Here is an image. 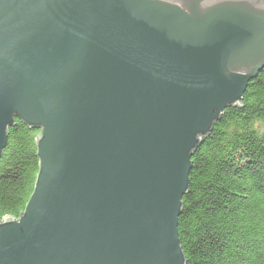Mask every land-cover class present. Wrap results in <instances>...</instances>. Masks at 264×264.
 I'll return each instance as SVG.
<instances>
[{"label": "water", "instance_id": "95a60500", "mask_svg": "<svg viewBox=\"0 0 264 264\" xmlns=\"http://www.w3.org/2000/svg\"><path fill=\"white\" fill-rule=\"evenodd\" d=\"M264 68V0H0V155L39 131L0 264H185L190 157Z\"/></svg>", "mask_w": 264, "mask_h": 264}, {"label": "trees", "instance_id": "16d2710c", "mask_svg": "<svg viewBox=\"0 0 264 264\" xmlns=\"http://www.w3.org/2000/svg\"><path fill=\"white\" fill-rule=\"evenodd\" d=\"M38 130L19 120L0 155V220L18 217L38 168ZM178 238L185 264H264V68L190 157Z\"/></svg>", "mask_w": 264, "mask_h": 264}]
</instances>
